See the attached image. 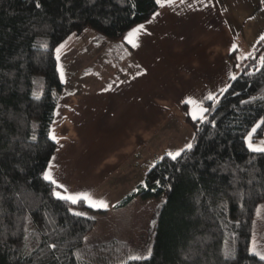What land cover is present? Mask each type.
Masks as SVG:
<instances>
[{"label": "trees", "instance_id": "1", "mask_svg": "<svg viewBox=\"0 0 264 264\" xmlns=\"http://www.w3.org/2000/svg\"><path fill=\"white\" fill-rule=\"evenodd\" d=\"M39 2L41 7L36 8V0H0V192L5 197L0 207V264H85L74 254L96 220L74 217L68 209L88 217L106 210L91 209L85 202L58 201L51 195L53 186L43 179L56 149L50 129L63 91L56 48L87 29L101 39L118 41L159 6L155 0ZM44 44L46 48L41 47ZM253 52L257 57L264 55V41H258ZM228 59L239 79L228 80L232 88L220 98L217 110L209 113L217 127L205 125L198 132L201 126L187 117L199 138L195 155L189 153L177 161L162 155L165 159L160 157L153 164L156 167L147 169L143 182L117 204L165 197L152 256L118 264H264L248 253L255 211L264 197L233 195L236 190L247 193L254 186L260 191L264 155L250 153L243 137L264 116V99H260L264 97V69L248 76L244 71H254L258 59H237L235 52ZM250 96L257 99L240 103ZM263 136L264 132L255 140ZM13 188L26 190L28 195L19 197L23 203L18 205L11 197ZM27 215L31 222L24 219ZM46 242L59 245V261L47 255ZM227 250L234 251L235 259H223Z\"/></svg>", "mask_w": 264, "mask_h": 264}, {"label": "crops", "instance_id": "2", "mask_svg": "<svg viewBox=\"0 0 264 264\" xmlns=\"http://www.w3.org/2000/svg\"><path fill=\"white\" fill-rule=\"evenodd\" d=\"M155 12L159 16L151 24L152 16L141 23L151 34L141 33L136 48L125 40L136 26L118 41L88 30L69 37L75 45L66 49L79 53L67 65L50 129L56 149L49 163L69 192L88 193L91 183L100 193L106 180L114 185L133 174L135 186L121 189L123 197L112 205L117 212L139 203L135 198L117 206L149 168L136 165L139 156L151 155L166 132L189 125L190 106L184 101L224 87L228 73L236 74L228 59L232 45L238 46L237 58L245 57L264 36L261 0H176ZM104 65L111 68L112 79L104 71L99 74ZM154 139L156 146H151ZM79 180L84 183L76 187Z\"/></svg>", "mask_w": 264, "mask_h": 264}, {"label": "rangeland", "instance_id": "3", "mask_svg": "<svg viewBox=\"0 0 264 264\" xmlns=\"http://www.w3.org/2000/svg\"><path fill=\"white\" fill-rule=\"evenodd\" d=\"M87 30V32H93L91 29ZM71 38L68 37L61 43L64 44L65 47L61 49L60 59L57 61V67L59 65L58 70L62 68L64 74L67 65L75 58L73 55L79 53V51H73V49H68V47L66 49L67 44L68 46L75 45L73 41L69 42ZM103 71L109 79H112V72L109 66L104 65L102 70H99V74ZM192 136L193 131L190 125H186L185 128L181 126L178 130L174 129L166 132L158 146L155 144V142H157L155 139L153 143H151V146H156L153 153L148 156H139L136 165L139 168L143 165L150 168L153 165L151 164L152 161L156 162L166 153L164 149L170 148V152H175L183 148L184 145L191 140ZM137 171L138 173H136V175L140 177L141 173L138 169ZM146 171L147 169L145 172ZM145 172L138 178V183L143 182ZM122 173L123 171L118 172V176ZM132 175L125 178L124 181H120L118 184L114 185L112 182L114 180H106L105 184L102 186L105 190L100 191V193L91 183L87 185L88 193L94 199L106 201L109 207L107 208L108 211L106 209H99L106 210L108 214L105 215L100 213V215L94 216L96 220L95 225L92 230L85 235L82 247L77 250V253L82 256V260L84 262L86 261L85 264H118L128 259L131 255H146L147 250L149 248L152 249L156 223L165 197L162 196L147 200L140 199L139 203L136 205L132 204L127 210L124 209L118 212L112 207L119 197H123L120 196L121 189L128 191L131 187L135 186L134 182L136 180ZM79 181L80 182L76 183V187L79 186L80 183H84L81 180ZM126 219H128V222ZM112 236L120 241L108 243L106 239H110ZM253 244H255L257 250L264 251V203L260 204L255 212L250 247ZM124 246L125 249L122 248Z\"/></svg>", "mask_w": 264, "mask_h": 264}, {"label": "snow or ice", "instance_id": "4", "mask_svg": "<svg viewBox=\"0 0 264 264\" xmlns=\"http://www.w3.org/2000/svg\"><path fill=\"white\" fill-rule=\"evenodd\" d=\"M201 3H203V0H200ZM155 3L161 7H171L176 3V0H155ZM180 3H185V0H180ZM261 3H264V0H261ZM36 8H40L41 4L39 0H36L35 4ZM159 16L158 12H154L152 15V19L148 20L147 23L151 24L153 20L156 19V17ZM141 33L148 34L150 35L151 33L147 32V29L145 27V24H139L135 28H133L125 37V40L129 44L132 45V47L136 48L139 47L138 43V38ZM261 41H264V36H261ZM41 47H47L46 44L41 45ZM65 45L61 44L59 47L56 48V60L59 61L60 59V52L61 49L64 48ZM238 46L233 44L232 45V51L235 52L237 50ZM237 59H251L253 61H257L258 59V66L255 67L254 71H248L245 70L244 74L248 76H252L255 74V72H260L262 69H264V55H261L259 57L256 56V54L250 53L248 56L245 57H238ZM59 67V65H58ZM237 68H240V64L236 65ZM247 69V66H246ZM60 80L61 82L64 81V73L63 69L60 68ZM143 73H137V75H142ZM227 79L231 82H235L239 79L238 75L229 72ZM112 88L111 85H109L107 91H110ZM232 88V83H227L225 84L224 87L219 88L217 92H209L206 96L196 99L193 97L187 98L184 103L188 106H190V110L187 113L190 115L191 119L193 121L198 122V125L201 127H197V131H204L205 129L202 126H210V128H216L217 123L215 118H210L209 113L212 111L217 110V106L220 104L221 100L220 98L229 91V89ZM238 95V93H234ZM39 98V97H37ZM257 99L256 96H250L248 100H241V104H250L254 102ZM260 99H264V97H260ZM262 132H264V116L260 117L258 121L255 122L254 126L251 127L249 131H247L246 135H244L243 140L246 145L247 150L250 153L253 154H261L264 155V139H261L260 142L257 144L254 142L255 138L260 135ZM51 138L53 140H56V137L54 134L51 135ZM211 138V136L209 137ZM32 139H35V136L33 135ZM199 144V138L196 136V134H193L191 140L184 145L183 148L175 151V152H168L167 158L172 160V161H177L178 159L187 156V154L192 153L195 155V149L198 147ZM161 160L165 159V157H161ZM207 159H212L211 156L207 157ZM251 163V161H249ZM52 164L51 162L49 163V166L46 170L43 172V179L47 181L50 185H52V191L51 195L56 198L58 201H63L66 202L70 205H77L80 204L81 202H85L87 206L91 209H107L109 207L108 203L104 200H97L94 199L90 194L88 193H72L69 192L67 187H65L63 184L59 183L58 180L55 178L53 171H52ZM153 168L156 167V165L152 166ZM262 176V182L259 184V189L260 191H257V188L254 186L249 189L247 193L242 192L240 190H236L233 192L234 196H238L241 199L244 198L245 195L248 196H253V195H259L261 197H264V173L261 174ZM254 179V177H253ZM234 183H238V180H234ZM5 183H7V180H5ZM157 183H159L157 181ZM249 184H251V180L248 181ZM28 193L26 192L25 189L21 188L19 192L15 191V188H13V191L11 193V197L16 200V203L19 205L23 203L19 199V197H26ZM5 199L4 195L2 192H0V207H2V202ZM68 211L71 213L72 216L74 217H85L86 219H94V217H88L86 216V213L81 212V211H76L72 208H69ZM25 220H28L31 222V216L27 215L24 217ZM48 222L50 224H54L55 221L52 219H49ZM239 223V222H237ZM27 231V229H25ZM55 231V229H53ZM25 240H27V237H25ZM86 240V238H85ZM59 245L57 243H45V248L48 250L47 255L51 256L53 260L59 261L60 257L56 255V251L58 249ZM41 251H44L43 249ZM249 255L258 258L260 261H264V251H259L257 250L255 244H253L249 249H248ZM28 255H31V252L27 253ZM77 257V261H81L83 258L80 256L79 253H75ZM152 256V250L149 248L147 250L146 255H131L129 256L128 260L129 261H140V260H147ZM223 259L224 260H230V259H235V253L233 250H227L223 253ZM127 264V262H125Z\"/></svg>", "mask_w": 264, "mask_h": 264}]
</instances>
